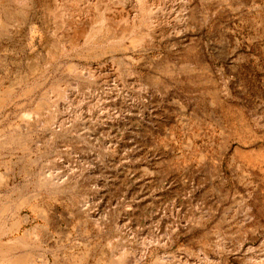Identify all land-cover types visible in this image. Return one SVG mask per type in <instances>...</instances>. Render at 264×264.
<instances>
[{
  "label": "rangeland",
  "instance_id": "obj_1",
  "mask_svg": "<svg viewBox=\"0 0 264 264\" xmlns=\"http://www.w3.org/2000/svg\"><path fill=\"white\" fill-rule=\"evenodd\" d=\"M175 12L176 34L135 56L138 81L49 106L66 121L21 118L74 83L39 79V17L0 40V96L19 99L0 108V264H264V0Z\"/></svg>",
  "mask_w": 264,
  "mask_h": 264
},
{
  "label": "bare ground",
  "instance_id": "obj_2",
  "mask_svg": "<svg viewBox=\"0 0 264 264\" xmlns=\"http://www.w3.org/2000/svg\"><path fill=\"white\" fill-rule=\"evenodd\" d=\"M172 2L173 0H0V40L12 38L14 33L39 17L43 26L40 31L47 44L44 71L39 74V79L45 81V72L55 68L74 82L68 86L55 83L47 88L46 93L39 98L35 113H24L21 118L26 121L45 115L48 123H53L55 119L65 120L63 114L58 115L57 111H50L48 108L65 101L70 89L76 90L80 85H88L93 89L101 87L107 93L111 88V81L125 87L123 75L137 80L133 72L137 64L135 56L158 48L159 37L176 34L173 25L177 17L174 16L175 9H185L190 0H178L177 4H171ZM31 29L37 31L33 25ZM118 55L123 56L120 60L125 63L124 74L115 66ZM30 65V70H36V62L33 61ZM39 79L27 86L24 95L39 87ZM141 85L139 84L142 93L147 94V90ZM18 100V97L13 98L12 92L8 91L0 96V108ZM71 117L79 120L82 119V114L75 111ZM77 178L74 175L68 176L67 184L75 186ZM50 185L57 192L62 189L58 180L53 179ZM138 261L139 259L132 264ZM129 263L126 261L122 264Z\"/></svg>",
  "mask_w": 264,
  "mask_h": 264
}]
</instances>
